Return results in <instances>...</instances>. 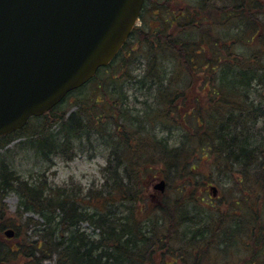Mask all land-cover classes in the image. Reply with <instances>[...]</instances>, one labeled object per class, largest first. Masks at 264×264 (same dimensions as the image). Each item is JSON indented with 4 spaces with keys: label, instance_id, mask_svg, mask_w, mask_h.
Segmentation results:
<instances>
[{
    "label": "trees",
    "instance_id": "obj_1",
    "mask_svg": "<svg viewBox=\"0 0 264 264\" xmlns=\"http://www.w3.org/2000/svg\"><path fill=\"white\" fill-rule=\"evenodd\" d=\"M179 2L145 0L109 65L0 137V232L24 228L28 247L0 242V263L264 264V6ZM83 140L108 149L101 187L52 183L47 169ZM22 155L34 160L27 176ZM161 173L172 192L154 205L146 190ZM209 183L218 199L197 195Z\"/></svg>",
    "mask_w": 264,
    "mask_h": 264
},
{
    "label": "water",
    "instance_id": "obj_2",
    "mask_svg": "<svg viewBox=\"0 0 264 264\" xmlns=\"http://www.w3.org/2000/svg\"><path fill=\"white\" fill-rule=\"evenodd\" d=\"M145 0H0V136L88 82L117 55ZM158 188L164 190L162 180ZM217 195L216 186L211 187ZM6 235L12 237L13 229Z\"/></svg>",
    "mask_w": 264,
    "mask_h": 264
},
{
    "label": "rangeland",
    "instance_id": "obj_3",
    "mask_svg": "<svg viewBox=\"0 0 264 264\" xmlns=\"http://www.w3.org/2000/svg\"><path fill=\"white\" fill-rule=\"evenodd\" d=\"M180 1V2H179ZM259 1L260 5L264 6V0H257ZM178 2L182 5L181 0H178ZM260 19L264 21V14L260 16ZM153 24H156L155 21L151 20ZM249 24V22H248ZM130 94L132 96V102L133 106L137 107L140 106L139 103H137V100H135V95H138V91L136 89H130ZM141 107V106H140ZM140 109V108H138ZM160 135H166L164 132H160ZM159 137V136H158ZM19 140L13 142L11 144V147L15 146V143H17ZM77 146L74 148L76 151V155L73 158H66V157H56L55 163H53L50 168L47 169V174L49 177V180L54 183V184H66V185H77L81 186L84 191L86 192L89 188L92 189H98L101 187V184L104 182V178L102 175V167L107 164V154H108V149L105 147V145L99 143V141L94 142L96 144L97 148L92 147L91 144L87 143L86 141L83 140V142H76ZM23 157V155H22ZM19 158V157H18ZM22 159L20 157V160L22 165H21V171L24 173L26 176L33 171L34 172V160L30 158H25ZM37 170V169H35ZM164 174H160L158 178H155L153 183L149 184V187L147 186L146 194L147 197H154L152 193H155V196H157L156 199L152 200V204L154 205H159L162 203L164 200L165 196H170V193L172 192V189L168 190L167 188L166 192L162 195L159 189L155 187L157 183L160 182V180L163 177ZM147 178V176H145ZM199 179V177L197 178ZM168 181V180H167ZM175 182H172V185ZM168 184L171 186V182L168 181ZM182 184V182H181ZM211 183H209L210 185ZM209 185L208 186H203L199 184L196 191L197 195H205L206 200H209ZM190 190H196L195 188H188ZM207 191L206 193H204ZM221 191V189H220ZM7 206H8V211L10 214H14L12 218L15 220L17 224H21V221L17 219V216H15V211L17 209L18 203H19V196L14 193L10 192L6 199H5ZM149 201L147 203L148 206L152 207V205ZM153 205V206H154ZM26 216H32L34 219L41 220V217L37 213H27ZM43 220V219H42ZM41 220V221H42ZM82 226L85 227L88 231H91L92 228L88 224V222H83ZM24 228L21 232V235L19 237H13L12 239L8 240L4 234V232H0V242H2L6 246L8 245L9 247H14L17 246L18 244L23 243L21 239H26V235L23 232ZM37 238V236H33V238ZM24 249H27L28 247L24 244H21ZM237 256H240V253H237ZM244 257L243 254H241V257L239 260L242 261V258ZM160 264L164 263H172V258L170 256L164 257L165 259H162V255L160 256ZM44 264H56L54 260L51 261H45Z\"/></svg>",
    "mask_w": 264,
    "mask_h": 264
},
{
    "label": "flooded vegetation",
    "instance_id": "obj_4",
    "mask_svg": "<svg viewBox=\"0 0 264 264\" xmlns=\"http://www.w3.org/2000/svg\"><path fill=\"white\" fill-rule=\"evenodd\" d=\"M153 194V196H154V199H158V198H156L157 196H155V193H152ZM25 257H27V259H26V262H31V261H33V256H32V254L29 252V253H24L23 254ZM0 264H3V263H0Z\"/></svg>",
    "mask_w": 264,
    "mask_h": 264
}]
</instances>
